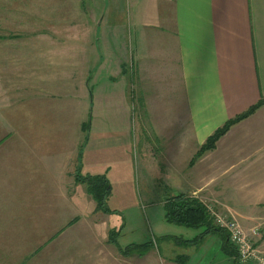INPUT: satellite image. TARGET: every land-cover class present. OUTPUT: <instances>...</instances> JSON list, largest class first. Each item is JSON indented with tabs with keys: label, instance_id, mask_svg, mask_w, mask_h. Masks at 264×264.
<instances>
[{
	"label": "crops",
	"instance_id": "0c3cea01",
	"mask_svg": "<svg viewBox=\"0 0 264 264\" xmlns=\"http://www.w3.org/2000/svg\"><path fill=\"white\" fill-rule=\"evenodd\" d=\"M95 1H43L50 9L80 10L78 19H73V13L69 19L72 27L63 28L72 31L68 49L73 57L71 79L76 82L73 96L49 89L31 60L28 63L34 66L22 67L35 70L32 79L21 76L20 86L0 89V100H21L22 121L14 145L2 151L10 139L0 144V173L12 170L28 184L37 185L25 206L23 199L15 202L11 198L12 209L40 210L39 218L47 222L39 224L38 231L0 227V264H72L57 259L56 247L51 254L48 244L37 245L38 238L41 233L53 237L49 233L53 227H63L61 218L75 197L86 199L90 213H95L93 197L84 183L73 178L70 165V155L78 154L84 135L60 130L52 114L39 111L44 100H117L123 119L126 103L133 105L135 130L154 139L152 162L164 166L166 178H178L184 187L179 193L202 202L218 201L217 210L230 212L245 230L259 226L255 241L264 247V104L231 125L212 150L191 162L210 134L264 98V0H137L128 21L134 28L131 63L125 61L124 47L121 55V49L110 43L115 39L124 42L126 37L125 28L109 27L104 18L106 7L96 6L94 16L82 11L90 10ZM122 22L124 26L127 20ZM51 33L58 32L41 28L32 34ZM100 37L102 49L97 47ZM64 112L67 119L68 110ZM97 117L92 115L91 126ZM98 132L99 127L92 138L89 134L83 148L86 170L88 160L95 165L102 154L100 137H95ZM66 140L69 144L63 145ZM17 146L22 149L20 158L14 156ZM16 180L0 178V185ZM59 185H63L61 190L55 192ZM73 213L80 212L73 207ZM6 232H29V237L36 233V244L33 241L31 247L29 238L17 243L5 240ZM208 237L220 246L217 235ZM195 254L187 264H197L207 253ZM207 259L200 264H210ZM222 259L231 264L228 257Z\"/></svg>",
	"mask_w": 264,
	"mask_h": 264
},
{
	"label": "rangeland",
	"instance_id": "374dc122",
	"mask_svg": "<svg viewBox=\"0 0 264 264\" xmlns=\"http://www.w3.org/2000/svg\"><path fill=\"white\" fill-rule=\"evenodd\" d=\"M43 1L0 0V89L3 91L2 87L5 85L10 88L13 84L20 86L21 76L25 79L30 76L32 79L35 70L22 67L34 66L28 63L31 60L36 65V71L45 77L43 83L49 89L57 95H61L62 92L64 97L70 98L74 95L72 92L75 93L73 88L76 84L75 80L71 79L73 57H70L68 49L72 31L64 32L63 28L68 29L72 13L73 19L79 18L80 10L50 9L46 8ZM136 5L137 0H97L90 10H82L88 11L89 16H94L98 13L96 6H105L104 18L109 20V27L125 28L124 42L115 39L110 43L121 49V55H123L122 48L126 49L125 53L128 57L125 61L128 63L132 62L130 54L134 49V28L128 25V21L133 18ZM56 12L58 13L55 16ZM125 19L127 22L122 26V21ZM117 20L121 22L117 24ZM103 23L107 24V22ZM41 28L49 31L54 29L58 33L45 36L32 34ZM103 45L104 42L100 37L97 47L102 49ZM33 50L41 55L32 53ZM29 54L31 55L28 56ZM44 101L39 111L47 115L52 114L55 121H59L60 130H68L70 134L76 133L78 136L84 135L77 148L78 154L70 155V165L74 167L73 178L75 179L77 175H102L108 180L109 192L105 197L107 213L94 209L95 213L91 214L86 199L75 197L77 200L70 201L72 204L68 205L67 211L61 218L63 227L58 230L53 227V232H49L54 234L53 237L41 233L37 245L48 244L47 251L51 254L56 247L59 254L57 259L72 264H172V262L178 264L173 259L184 252L188 254L190 252L189 259L193 262L196 255L192 249L194 247L175 245L174 241H167L163 237L171 235V237L192 239L202 231V228L166 221L168 199L184 191V187L179 185L178 178L165 177L167 170L164 166L152 162V151L156 149L154 139L145 137L141 130H135L133 105L130 107L128 102L126 103L123 119L122 105H119L117 100ZM20 104L21 100H10V102L0 100V144L5 139H10L1 146L2 151L6 150L7 146L14 145L16 140L14 136L22 129ZM62 109L65 110L64 113L68 110L67 119L65 115L62 116ZM89 111L92 113L90 114ZM92 115L98 117L91 126ZM98 127L100 133H95V137H100L102 154L98 156L99 161L95 165L88 160V170H86L83 148L89 134L92 138ZM62 143L68 145L69 140ZM21 151V146L15 147V158H20ZM0 178L14 180L18 178V182L16 180L14 184L0 185V214L3 216L0 218V227L9 229L13 226L17 230L30 227L38 231L39 224L47 223L39 218L40 210H29L22 206L13 210L11 201V198L15 202L23 199L25 206L37 185L28 184L22 176L15 175L12 170H3ZM62 186H56L55 192H59ZM4 189H7V192ZM63 191L64 189L61 194ZM209 201L217 209L219 202L212 199ZM73 207H76L80 213L74 214ZM113 229L116 231L112 234L113 241L107 242L106 232ZM35 234L31 233L29 237V232H6L4 239L17 243L29 238L32 247ZM218 238L219 247L207 237L196 250L200 255L206 252V258L203 260L208 258L210 264H227L222 258L228 257L231 260V257L223 255L222 239L219 236ZM34 243L36 244L35 241ZM128 246L137 248L124 254L123 251H126ZM212 255L213 258H210Z\"/></svg>",
	"mask_w": 264,
	"mask_h": 264
},
{
	"label": "trees",
	"instance_id": "16d2710c",
	"mask_svg": "<svg viewBox=\"0 0 264 264\" xmlns=\"http://www.w3.org/2000/svg\"><path fill=\"white\" fill-rule=\"evenodd\" d=\"M264 104V98L260 99L256 104L251 106L245 112L227 120L221 127L217 128L212 134H210L205 141L201 144L199 149L193 155L191 162L197 160L206 152L212 150L217 140L225 134V132L237 121L251 114L256 108ZM86 127V126H85ZM84 127V128H85ZM77 180L85 184L88 193L93 197L95 201V210H100L106 213L105 197L109 192V183L107 178L102 175H88L82 176L77 175ZM169 205L166 206L165 218L166 221L186 225L190 227L202 228V231L192 239H183L180 237H171V235H166L168 237H163L167 241H174L175 245L180 244L183 247H194L192 248L196 252L197 248L206 241L209 235H217L222 239L221 251L231 257V264H247L243 263L239 259L238 251L236 247L229 241L228 233L224 228H220L215 223L213 217L204 206V204L198 199L187 196L183 193H177L174 196H171L167 202ZM116 233L113 229L108 233V241H113L112 234ZM149 244V242H148ZM153 244V243H152ZM136 246H128L125 252L132 251L136 249ZM190 257L189 254L184 252L178 254L173 261L178 264H186Z\"/></svg>",
	"mask_w": 264,
	"mask_h": 264
},
{
	"label": "built area",
	"instance_id": "2783aa9c",
	"mask_svg": "<svg viewBox=\"0 0 264 264\" xmlns=\"http://www.w3.org/2000/svg\"><path fill=\"white\" fill-rule=\"evenodd\" d=\"M202 203L217 226L227 231L229 241L236 247L241 262L264 264V247L257 245L255 241L259 234V226L254 225L251 229L245 230L237 217L230 212L217 210L209 200H204Z\"/></svg>",
	"mask_w": 264,
	"mask_h": 264
}]
</instances>
